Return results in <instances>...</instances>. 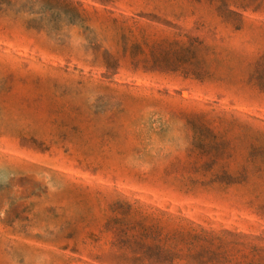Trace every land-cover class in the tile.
<instances>
[{
  "label": "rangeland",
  "instance_id": "374dc122",
  "mask_svg": "<svg viewBox=\"0 0 264 264\" xmlns=\"http://www.w3.org/2000/svg\"><path fill=\"white\" fill-rule=\"evenodd\" d=\"M263 54L264 0H0V264H264Z\"/></svg>",
  "mask_w": 264,
  "mask_h": 264
},
{
  "label": "trees",
  "instance_id": "16d2710c",
  "mask_svg": "<svg viewBox=\"0 0 264 264\" xmlns=\"http://www.w3.org/2000/svg\"><path fill=\"white\" fill-rule=\"evenodd\" d=\"M259 64L264 67V54L259 60ZM254 79L257 83V85L260 87V89L264 90V69L261 71H257L254 74ZM164 254V253H163Z\"/></svg>",
  "mask_w": 264,
  "mask_h": 264
}]
</instances>
